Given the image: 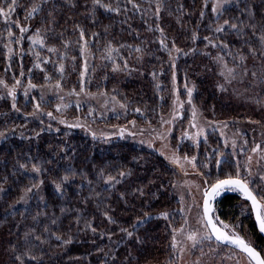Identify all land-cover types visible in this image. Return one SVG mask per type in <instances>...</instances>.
<instances>
[{"label":"trees","instance_id":"trees-1","mask_svg":"<svg viewBox=\"0 0 264 264\" xmlns=\"http://www.w3.org/2000/svg\"><path fill=\"white\" fill-rule=\"evenodd\" d=\"M211 2L0 0L8 13L0 15V264H141L169 255L179 222L171 166L128 140L70 130L54 100L23 88L84 86L114 97L141 124L166 112L177 78L208 115L263 111L243 115L260 130L264 0H239L218 19ZM224 67L253 78L254 106L228 102L217 87ZM234 174L225 168L219 180ZM205 179L215 181L212 172ZM235 200L224 197L227 213L235 215Z\"/></svg>","mask_w":264,"mask_h":264},{"label":"rangeland","instance_id":"rangeland-1","mask_svg":"<svg viewBox=\"0 0 264 264\" xmlns=\"http://www.w3.org/2000/svg\"><path fill=\"white\" fill-rule=\"evenodd\" d=\"M238 1L212 0L210 7L213 18H220ZM84 57L87 61L90 58L87 53ZM218 63L221 64L220 60ZM89 67L90 64L87 63L84 71ZM218 75L220 83L217 87L227 96L229 103L241 107L246 106L245 104L255 105L252 77L245 73L239 74L231 67L220 68ZM180 85L177 78H172L169 108L159 117L158 122L141 124L128 120L126 108L117 99L105 93L91 92L84 86L79 91L69 92L57 84H27L23 90L26 97H32L31 92L35 91L42 100H54L53 112L58 116V122L61 121V125L70 130L79 131L104 143L128 140L137 147L158 154L171 166L176 175L173 193L179 204V222L170 234V252L161 261L149 260L141 264H250L242 254L223 247L212 239L203 219L202 200L204 189L219 181L225 168H230L235 169V174L225 175V178L237 177L238 174L264 205V128L250 131L249 126L244 125L249 120L243 116L254 119L256 115H262L263 111L255 109L254 112H248L244 109L233 112L229 117L215 116L213 113L208 115L194 103L192 91L189 97L190 89H179ZM236 107V110H240ZM110 118H120L123 121L109 124L107 121ZM241 120L243 122H239ZM210 136L216 137L217 145L210 144ZM203 145H207V148L203 149ZM203 170L206 178L212 172L215 177L213 183L205 179L201 173ZM230 193L239 194L238 190L222 189L216 199ZM241 201L244 202L243 198ZM239 206L244 209L241 212L236 207L239 215L247 213L246 204L240 203ZM223 215L228 222L225 210ZM241 224L242 221L238 218L221 225H227L228 231L238 228L244 238L254 239L248 231L249 223H243V227L239 229ZM189 235H195L197 242L189 240Z\"/></svg>","mask_w":264,"mask_h":264},{"label":"snow or ice","instance_id":"snow-or-ice-1","mask_svg":"<svg viewBox=\"0 0 264 264\" xmlns=\"http://www.w3.org/2000/svg\"><path fill=\"white\" fill-rule=\"evenodd\" d=\"M12 2L14 3L15 0H12ZM9 11H11V9H9ZM33 11H35V9H33ZM7 14L8 13L0 9V15L6 16ZM21 31H25V29L22 28ZM188 95L189 97H191V90H189ZM189 103H191V100H189ZM49 115H51V113H49ZM193 115L195 116V111L193 112ZM222 189L238 190L244 195L246 200L251 201V207L256 214V221L259 226V231L261 233H264V205H262L261 202L257 199V196L253 194L248 184L244 180H242L237 174L236 178L230 177L229 179L221 180L217 182L215 185L212 186L211 192L206 191L204 193L205 197L209 198V199H205L204 201V215L205 217H207L208 227L211 228V235L215 236L217 241L233 244L234 246L239 248L242 252L246 253L247 256L250 258V260L254 261L255 264H264V258H261L260 253L257 252L251 245L246 243L245 240L238 235H234V234L229 235L224 231H222L219 227H217L216 223L213 222V218L209 216V212H210L209 200L211 197L218 195L220 190ZM224 227L227 228L228 226L224 225ZM188 239L194 241V243L197 242L195 235H189Z\"/></svg>","mask_w":264,"mask_h":264},{"label":"flooded vegetation","instance_id":"flooded-vegetation-1","mask_svg":"<svg viewBox=\"0 0 264 264\" xmlns=\"http://www.w3.org/2000/svg\"><path fill=\"white\" fill-rule=\"evenodd\" d=\"M230 178V177H229ZM231 178H233V177H231ZM236 178V177H235ZM224 179V178H223ZM221 180V179H220ZM243 180V179H242ZM245 181V180H244ZM212 185V184H211ZM249 186V185H248ZM249 188H250V190L253 192V194L254 195H256L255 194V192L251 189V187L249 186ZM239 192V191H238ZM241 193L239 192V194H235V193H230V194H227V195H231V196H234L235 198H236V200L232 203V204H230L229 206L230 207H233V209L235 210V215H233V214H229V213H227V216H228V222L230 223L231 222V220H233V219H240L241 221H242V224L240 225V227H239V229L240 228H242L243 227V223L244 224H247V223H249V228H248V231H249V233L252 235V237H254V239L252 238H250V239H246V238H244L242 235H240L241 233H240V230H238V228H234V231L233 230H231L230 228V231H228L225 227H223L221 224H223V223H228L226 220V217L223 215V211L225 210L224 208H226L225 207V205L223 204V201H224V197L225 196H227V195H224V196H222L221 198H219V199H216L215 198V200H214V210H213V219H214V222L220 227V228H222V229H224L229 235H232V234H234V235H238V236H240L242 239H244L245 240V242L246 243H248L249 245H251L257 252H259L260 253V255H261V258H264V237H262L261 235H260V233H259V231L257 230V227H256V224H255V220H254V216H253V212H252V209H251V206H250V204L248 203V201L247 200H245L244 199V197H242L241 195H240ZM257 196V195H256ZM242 198H243V200H244V202L243 201H241L242 200ZM257 199L261 202V204L263 205V201L259 198V197H257ZM240 203H244V204H246V206L248 207V210H247V213H243V214H241V215H239L238 213H237V210H236V207L238 206L239 207V209H240V211L241 212H244V209L242 208V206H239V204ZM228 207V206H227ZM230 226H232V224H229ZM233 227V226H232ZM207 228V227H206ZM252 228H253V230H252ZM208 230V229H207ZM209 232V231H208ZM210 234V233H209ZM212 237V236H211ZM212 239L217 243V244H219V245H221V246H223V247H226V248H229V249H231V250H233V251H236V252H238V253H240V254H242L243 256H245L247 259H248V261L250 262V264H254V262L253 261H251L250 260V258L246 255V254H244V253H242V252H240V251H238V250H236L235 248H232V247H229V246H225V245H222L221 243H219L218 241H216L213 237H212ZM249 240V241H248Z\"/></svg>","mask_w":264,"mask_h":264},{"label":"water","instance_id":"water-1","mask_svg":"<svg viewBox=\"0 0 264 264\" xmlns=\"http://www.w3.org/2000/svg\"><path fill=\"white\" fill-rule=\"evenodd\" d=\"M233 178H235V177H233ZM226 179H229V178H224V179H221V180H226ZM221 180H219V181H221ZM219 181H217V182H219ZM217 182H215L214 184H212L211 186H208L207 188H205L204 189V191H203V200H202V215H203V219H204V222H205V225H206V227H207V229H208V231H209V233H210V235H211V228L210 227H208V225H207V217H205V215H204V201H205V199H209L208 197H205V195H204V193L207 191V192H211V189H212V186L213 185H215ZM221 191V190H220ZM241 193V192H240ZM242 194V193H241ZM242 196L244 197V195L242 194ZM217 197V195L216 196H213V197H211L210 198V200H209V207H210V212H209V216H211L212 218H213V210H214V200H215V198ZM244 199H245V197H244ZM246 200V199H245ZM248 201V200H247ZM248 203L250 204V206H251V201H248ZM251 209H252V207H251ZM252 212H253V216H254V220H255V224H256V227H257V230L259 231V226H258V223H257V221H256V214H255V212L252 210ZM213 222H214V219H213ZM215 223V222H214ZM217 225V224H216ZM217 227H219L218 225H217ZM220 228V227H219ZM222 231H224L225 233H227L224 229H222V228H220ZM259 233H260V235L262 236V237H264V233H261L260 231H259ZM228 234V233H227ZM212 236V235H211ZM215 240H216V238H215V236H212ZM217 241V240H216ZM219 243H221L222 245H225V246H229V247H232V248H235L236 250H238V251H240V252H242L239 248H237L236 246H234L233 244H230V243H224V242H220V241H218ZM242 253H244V252H242ZM244 254H246V253H244ZM247 255V254H246ZM254 262V261H253ZM254 264H255V262H254Z\"/></svg>","mask_w":264,"mask_h":264}]
</instances>
